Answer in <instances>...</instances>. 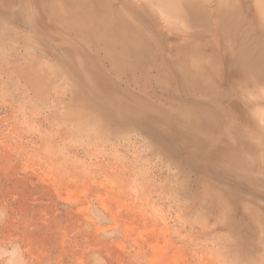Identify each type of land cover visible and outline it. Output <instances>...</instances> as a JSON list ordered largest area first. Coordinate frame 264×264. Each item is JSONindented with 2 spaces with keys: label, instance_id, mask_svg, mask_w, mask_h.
Masks as SVG:
<instances>
[{
  "label": "rangeland",
  "instance_id": "374dc122",
  "mask_svg": "<svg viewBox=\"0 0 264 264\" xmlns=\"http://www.w3.org/2000/svg\"><path fill=\"white\" fill-rule=\"evenodd\" d=\"M0 264H264V0H0Z\"/></svg>",
  "mask_w": 264,
  "mask_h": 264
}]
</instances>
